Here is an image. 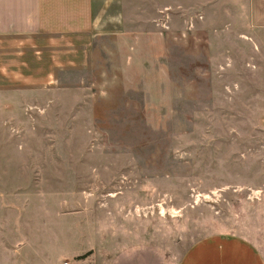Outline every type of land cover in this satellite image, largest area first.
<instances>
[{
    "label": "rangeland",
    "instance_id": "rangeland-1",
    "mask_svg": "<svg viewBox=\"0 0 264 264\" xmlns=\"http://www.w3.org/2000/svg\"><path fill=\"white\" fill-rule=\"evenodd\" d=\"M213 1L96 0L52 85L0 74V234L89 209L154 244L223 233L264 253V53ZM36 47L25 74L52 69Z\"/></svg>",
    "mask_w": 264,
    "mask_h": 264
},
{
    "label": "crops",
    "instance_id": "crops-1",
    "mask_svg": "<svg viewBox=\"0 0 264 264\" xmlns=\"http://www.w3.org/2000/svg\"><path fill=\"white\" fill-rule=\"evenodd\" d=\"M213 2L221 13L224 6H235L232 11L241 14L238 27L257 30L258 55H262L264 0ZM96 27V0H0L1 76L52 85L55 67L65 60L70 64L76 60L68 53L70 45L92 36ZM38 44L55 52L49 66L52 69L25 74V68L16 62H24L21 53L25 46L41 57L43 48L36 51ZM5 55H14V59ZM90 215L89 209H83L80 224L73 218L41 219L45 222L42 224L48 226L50 221L59 229L44 227L28 233L2 230L0 264H264V253L258 245L239 235L212 233L188 243L177 235L173 244H154L153 229L146 222L123 217L106 222Z\"/></svg>",
    "mask_w": 264,
    "mask_h": 264
},
{
    "label": "built area",
    "instance_id": "built-area-1",
    "mask_svg": "<svg viewBox=\"0 0 264 264\" xmlns=\"http://www.w3.org/2000/svg\"><path fill=\"white\" fill-rule=\"evenodd\" d=\"M63 264H69V262L66 261V262H64ZM88 264H93V263L90 262V263H88Z\"/></svg>",
    "mask_w": 264,
    "mask_h": 264
}]
</instances>
